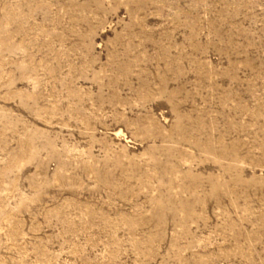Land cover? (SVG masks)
<instances>
[{
  "label": "rangeland",
  "instance_id": "rangeland-1",
  "mask_svg": "<svg viewBox=\"0 0 264 264\" xmlns=\"http://www.w3.org/2000/svg\"><path fill=\"white\" fill-rule=\"evenodd\" d=\"M0 264H264V0H0Z\"/></svg>",
  "mask_w": 264,
  "mask_h": 264
}]
</instances>
